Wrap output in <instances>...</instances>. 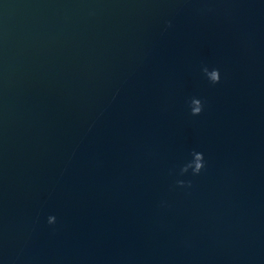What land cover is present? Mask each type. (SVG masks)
I'll use <instances>...</instances> for the list:
<instances>
[{"label":"water","instance_id":"water-1","mask_svg":"<svg viewBox=\"0 0 264 264\" xmlns=\"http://www.w3.org/2000/svg\"><path fill=\"white\" fill-rule=\"evenodd\" d=\"M0 264H264V0H0Z\"/></svg>","mask_w":264,"mask_h":264},{"label":"clouds","instance_id":"clouds-1","mask_svg":"<svg viewBox=\"0 0 264 264\" xmlns=\"http://www.w3.org/2000/svg\"><path fill=\"white\" fill-rule=\"evenodd\" d=\"M217 82H219V81H217ZM217 82H216V83H217Z\"/></svg>","mask_w":264,"mask_h":264}]
</instances>
